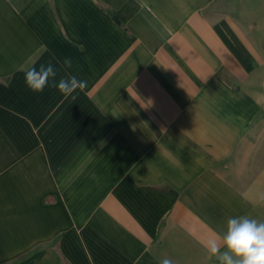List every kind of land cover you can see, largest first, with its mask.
I'll list each match as a JSON object with an SVG mask.
<instances>
[{
	"label": "crops",
	"instance_id": "obj_1",
	"mask_svg": "<svg viewBox=\"0 0 264 264\" xmlns=\"http://www.w3.org/2000/svg\"><path fill=\"white\" fill-rule=\"evenodd\" d=\"M48 63L87 88L30 91ZM239 216L264 221V0H0V264H218Z\"/></svg>",
	"mask_w": 264,
	"mask_h": 264
},
{
	"label": "clouds",
	"instance_id": "obj_2",
	"mask_svg": "<svg viewBox=\"0 0 264 264\" xmlns=\"http://www.w3.org/2000/svg\"><path fill=\"white\" fill-rule=\"evenodd\" d=\"M63 64L69 69L72 60L66 58ZM56 75L51 63L41 64L39 68L32 67L25 72L24 83L34 93H41L48 86L54 87L65 98L87 88V81L75 75H68L58 82ZM203 247L218 264H264V221L247 216L230 217L223 234L209 236L203 241ZM161 264H172V261L165 258Z\"/></svg>",
	"mask_w": 264,
	"mask_h": 264
},
{
	"label": "trees",
	"instance_id": "obj_3",
	"mask_svg": "<svg viewBox=\"0 0 264 264\" xmlns=\"http://www.w3.org/2000/svg\"><path fill=\"white\" fill-rule=\"evenodd\" d=\"M136 9H137V4L135 2L130 1L129 4H127V5L125 4V6H123L121 11H120L122 18L118 17L117 15H115V16L118 18L119 22L120 21L122 22L123 18H127V16H131L136 11ZM112 15H113V13H112Z\"/></svg>",
	"mask_w": 264,
	"mask_h": 264
},
{
	"label": "water",
	"instance_id": "obj_4",
	"mask_svg": "<svg viewBox=\"0 0 264 264\" xmlns=\"http://www.w3.org/2000/svg\"><path fill=\"white\" fill-rule=\"evenodd\" d=\"M109 14L112 15V12H109ZM112 19H113L114 22L119 24V20H118V18L116 16L113 15Z\"/></svg>",
	"mask_w": 264,
	"mask_h": 264
}]
</instances>
